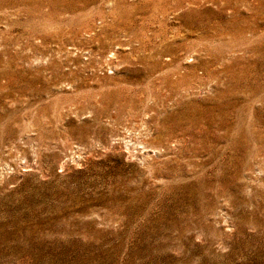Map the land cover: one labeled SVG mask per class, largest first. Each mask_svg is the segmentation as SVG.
<instances>
[{"label": "rangeland", "instance_id": "rangeland-1", "mask_svg": "<svg viewBox=\"0 0 264 264\" xmlns=\"http://www.w3.org/2000/svg\"><path fill=\"white\" fill-rule=\"evenodd\" d=\"M0 264H264V0H0Z\"/></svg>", "mask_w": 264, "mask_h": 264}]
</instances>
